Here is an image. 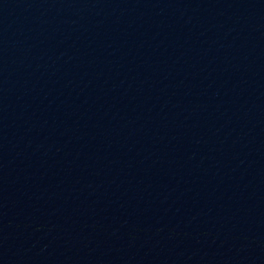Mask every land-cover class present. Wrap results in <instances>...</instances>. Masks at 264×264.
Listing matches in <instances>:
<instances>
[{"label":"water","instance_id":"obj_1","mask_svg":"<svg viewBox=\"0 0 264 264\" xmlns=\"http://www.w3.org/2000/svg\"><path fill=\"white\" fill-rule=\"evenodd\" d=\"M0 264H264V0H0Z\"/></svg>","mask_w":264,"mask_h":264}]
</instances>
